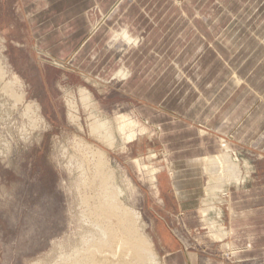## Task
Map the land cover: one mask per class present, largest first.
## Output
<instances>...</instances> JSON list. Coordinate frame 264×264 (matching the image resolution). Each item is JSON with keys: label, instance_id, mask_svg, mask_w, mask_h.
Listing matches in <instances>:
<instances>
[{"label": "rangeland", "instance_id": "obj_1", "mask_svg": "<svg viewBox=\"0 0 264 264\" xmlns=\"http://www.w3.org/2000/svg\"><path fill=\"white\" fill-rule=\"evenodd\" d=\"M18 1L0 0V264H65L89 247L92 237L98 235L89 212L91 207L100 205L95 200L94 189L108 174H112L110 180L123 191L119 197L123 205L139 216L136 225L151 241V250L161 264H165L166 251L176 252L180 248L198 253L200 264L233 261L238 250L229 245L227 249L221 248L227 236L219 238L211 233L202 220L201 199L209 182L207 158L219 153H182L187 140L179 132L182 125L174 123L177 115L171 118L167 112L160 114V128L151 122L148 117L165 113L164 91L155 92L152 102L157 100L158 108L153 113L137 117L134 110H146L145 105L151 102L119 91L115 82L104 84L98 70L86 71L79 64L71 63L79 46L64 58L34 42L26 19L18 11ZM188 1L166 0L158 4V24L152 28L157 40L165 28L172 27L173 43L176 41L181 48L182 20L193 11V3ZM261 9L250 25L238 23L232 27L228 26L231 17L238 14L246 20L249 13L239 12L238 7L230 12L221 11L219 25L209 31L210 39L214 38L218 44L219 54L226 59L224 62L219 59L221 64L214 61V56L208 59L205 67L210 66V74L221 71L215 79L210 77L209 80L229 90L218 93L216 102H221L222 116L216 117L210 125L191 119L195 118L196 107L190 108L186 122L196 133L207 134L209 128L221 125L220 119L228 117L232 123L237 122L236 125L244 121L252 130L257 127L259 118L264 120V101H260L262 96L264 100V6ZM233 50L238 52L237 56L230 54ZM188 53L181 63L191 73L192 50ZM133 61L137 60L128 57L125 65ZM96 62L98 65L100 60ZM112 68H116L115 61L104 69L101 77L110 75ZM177 74L173 70V75L163 80L175 89L173 95L178 94L186 81ZM189 76L198 78L195 74ZM99 82L104 85H98ZM240 82L244 85L239 86ZM81 88L90 93L89 100L81 98ZM175 96L177 100L170 103L179 105L173 106L174 111H181L180 97ZM204 105L198 108L204 109L202 117L209 110L206 102ZM245 106L252 107L250 116L242 113ZM92 110L109 122L112 139L105 137L106 131L91 133L89 114ZM118 113H128L137 121V126L145 128L133 142H126L118 134L115 126ZM70 114L78 120H72ZM232 123L228 126L233 127ZM262 125L259 137L220 136L222 142L229 143L232 158L235 155L232 163L236 164L242 179L252 180V183L247 182L248 187L264 184ZM99 151L104 152L102 156ZM139 165L141 171L137 168ZM153 168L159 170L155 181L150 180ZM103 169H107L108 174ZM125 179L133 186H128ZM231 185L228 189L233 191L236 185ZM228 189L217 195L220 198L216 197L215 203L227 201ZM114 251L121 253L119 249ZM129 258L124 257V262H130ZM252 263L259 264L261 260Z\"/></svg>", "mask_w": 264, "mask_h": 264}, {"label": "crops", "instance_id": "obj_2", "mask_svg": "<svg viewBox=\"0 0 264 264\" xmlns=\"http://www.w3.org/2000/svg\"><path fill=\"white\" fill-rule=\"evenodd\" d=\"M165 1L160 0L158 3L157 0H19L17 5L18 11L22 12L23 18L26 19L25 21L31 29L30 35L33 37L34 42H37L42 48L66 57L79 46L78 51L71 58V63L75 65L79 64L86 71H92V69L98 70L99 76H102L100 74L104 73V69L111 62L115 61L116 68L111 69L110 75L100 78L104 84L109 83L113 85L112 82H115V85H118L116 87L119 91L131 93L134 97L151 102L145 105V107L147 106L146 110H139L138 108L134 110L137 117H141L142 114L153 113V110L158 108L156 104L157 100L152 102L153 96L156 91H164V103H162L166 104L165 107L171 110L168 111L165 108V113L160 112L159 115L148 118L160 128L162 125L159 122V116L166 115L167 113H169L168 116L171 118H174L173 116L176 115L178 116L179 119H173L174 123L182 125L181 127L179 126V132L183 133L181 137L187 140V145L184 144L182 153L199 155L217 154L220 152L219 149L222 142L220 136L224 134H231L232 137L233 135H238L241 139L259 137L263 132L260 127L264 124V120L261 118L258 120L259 123L257 122V127L253 130L252 126H245L244 121H241L242 123H239V125H236L238 124L237 122H233V127L228 126V123H232L231 117L223 118L220 119L221 125L218 123V127L209 128L206 131L207 134H202V132L201 134L200 132L196 133L194 127L187 123L186 120L189 119L187 115L191 111L190 108L194 107H196V115L195 118H191L194 121L201 120L210 125L216 121V117L221 118L222 116L220 111L221 102H216L217 95L225 89L229 90V88L209 80L210 77L215 79L216 75H219L221 71L219 73V70L213 71L210 74V66L205 67L206 64L208 66V59L211 56H214V61H218L219 63V59H223V62L226 60L219 54L218 44H216L214 38L210 39L209 36V31L219 25L218 18H221V11H224V13L225 11L230 12L235 7H238L239 12L249 13L247 19L244 20L237 14L235 18L231 17L228 26L232 27L238 23L250 25L251 21L255 20L256 13L262 10L264 1L189 0L190 3H193V11L191 10V13L194 14L190 13V16L182 20L184 25L180 35L181 48L177 47L176 41L173 43L171 36L172 27L165 28L160 33L162 36L158 40L157 35L153 36L154 30L152 28L157 26L158 12H160L158 11L160 9V5L158 4ZM258 2L259 4H257ZM182 10L185 11L184 9ZM183 11L182 14L185 13ZM106 15L107 18L102 21L97 31L92 34V24L98 22L102 16ZM123 28L132 33L136 38L139 36L136 44L131 43L133 46L131 44L130 46L127 45L131 48L124 51L120 56H116V53L113 51L114 49L104 51L99 55L104 46L114 37L113 32ZM122 40L123 38H115L114 46L120 47V45H126ZM61 44L64 45L62 46ZM158 47L161 49L158 50ZM97 49L99 50L96 51ZM190 50H192L191 73L190 70L186 69L187 66L181 63L182 58L188 57ZM233 51L230 54L237 56L238 52L236 50ZM98 55L100 63L97 65L95 59ZM128 57H132L137 61H133L129 66H126L125 60ZM246 57L247 54H245ZM109 60L112 61L109 62ZM121 66L128 69V75L123 79H118L115 73ZM195 68H197L196 74L198 78L193 77L196 81H192L193 79L189 75H194ZM173 70L177 71L179 77L186 79L185 84L181 85L182 88L178 90V94H175L180 97L181 111H174V107L179 105L174 106L170 103V100H177L178 98L173 95L175 89H171L172 85L170 83L163 82L168 75H173ZM237 72L240 73L239 71ZM84 75L86 76L87 74ZM187 77L191 79V84ZM243 79L246 80V78ZM102 83L99 82L98 85H104ZM243 83L240 82L238 85L241 86ZM244 84L247 86V81ZM214 91L216 94L212 93ZM260 101H264L263 96ZM205 102L209 110L202 117L204 109L198 108L199 106H205ZM244 108V110H241L243 111L242 113L250 116L253 110L252 107L247 109L245 106ZM184 123L187 126H183ZM190 131L192 132L191 135L187 134L186 136L184 134ZM250 180V178L245 179L243 184H240L239 187L234 186V190L230 192L232 209L231 212L229 208L228 210L226 209L227 211H224V226L231 233L221 242L220 246L223 249H227L228 247L226 246L229 245V248L232 247V249L238 251L233 261L222 264H253L252 261L256 260H261L259 264H264V184L261 183L260 186L255 187L250 185L248 187L247 184L252 183V180L251 182ZM183 221L185 222V220ZM198 256V253L181 250L180 248L176 252L166 251L163 255V260L165 264H200Z\"/></svg>", "mask_w": 264, "mask_h": 264}, {"label": "bare ground", "instance_id": "obj_3", "mask_svg": "<svg viewBox=\"0 0 264 264\" xmlns=\"http://www.w3.org/2000/svg\"><path fill=\"white\" fill-rule=\"evenodd\" d=\"M106 18H107V15L102 16V18L98 22H94L92 24V27H91L92 34H94L97 31L98 27L102 24V21H104ZM113 33H114L115 38H118V39L123 38L122 42L126 45H120V47L114 46L115 38L113 37L109 41V43L106 44V46H104L102 52L99 55H101L104 51L114 49L113 51L116 53V56H120L124 51L131 48V47H128L130 46L131 43L136 44L137 39L139 37L138 36L136 38L135 36H133L132 33H130L125 28L115 31ZM99 55L97 56L95 61L98 60ZM196 72H197V68H195V73H194L195 75H197ZM115 74L118 79H123L127 77L128 69H125L124 66H121V68L118 71H116ZM85 78L87 77L85 76ZM187 79L188 81H190V84H191L192 83L191 79L189 77H187ZM81 89H82V91H80L81 98L84 101L89 100L91 98L90 93L87 92L85 88H81ZM95 109H96V106H95ZM70 116L72 120H76V121L78 120V118L75 117L74 115L72 116L70 114ZM89 117H90V126H91L92 134L93 133L95 134V132L97 134L98 132L103 134L106 131L105 137H110L112 139V134L110 133L111 125L106 119H103L102 117H100L96 110L90 111ZM112 118H115V117H112ZM115 119L117 121L115 126H117L118 134L124 137L125 141L128 143L133 142L134 139L137 138V136H141L142 133L144 132L145 128H141L140 125H138L140 127L139 128L137 126V121L133 117H131L128 113L127 114L118 113ZM100 140L102 139L100 138ZM219 150H220L219 155H211V156H208L207 158L208 164L206 167L207 169L206 171H208L209 173V182L206 185L205 194L201 199V210L203 213L202 214L203 224L206 225V227L209 229L211 233H214L219 238L220 237L222 238V237H225V235L227 236L228 234L231 233L230 230L224 226V216L225 215H224L223 208L225 207V210L226 209L228 210L229 208L230 212L232 209L230 205L231 190H229L228 187L232 186L231 184L236 185V187H239L240 183L245 182V178L242 179V176L240 172L238 171L239 169L237 168L236 164L232 163V160L235 158V155L232 158L231 156L232 149L230 148L229 143L225 141L222 142ZM102 152L99 151L101 156L104 153ZM136 164H139L138 160H136ZM102 166L103 165L100 166L101 169H102ZM140 166L141 165H139V167L137 168L140 169ZM101 169L99 172H101ZM104 170L105 169H103V172H105L107 169L105 171ZM158 176H159V170H155L153 168L151 170L150 180L155 181L158 178ZM110 179H113L112 174L110 175L108 174L101 181H99L98 184H96L97 188L94 190L96 191L97 198L95 200H97L96 202L97 203L99 202L100 205H96V207H91L89 210L93 218L92 225L95 226V228L97 229L96 231L98 235H94V237H92L91 239L92 244L89 242L91 244L89 245V247L85 248V250L78 252L76 255L74 254L76 257L73 258V260L69 258L71 261L65 264H161L159 262L160 260L158 261L157 259V254L154 253L153 250H151V241H148V239H146V237L143 236V234L139 231L136 225V221L138 220L139 216L136 213H133L129 208L123 205V202L119 199L120 194L123 191L117 186L116 182H113L114 180L111 181ZM125 180L128 186H131V187L133 186L128 179H125ZM228 180H230V182H227ZM225 189H228V194H225V195H228L227 201L221 202L220 204L215 203V200L220 198V197H217V195H219ZM111 222H114V224L113 223L110 224ZM91 229H93V227ZM118 249L121 252L119 253V255L116 254L117 252L114 251ZM116 255H118L119 257L117 256L118 258H116ZM127 256L130 257L129 258V260L131 259L130 262L127 259L126 260L128 262H124V257L126 258ZM116 259H118V261Z\"/></svg>", "mask_w": 264, "mask_h": 264}]
</instances>
